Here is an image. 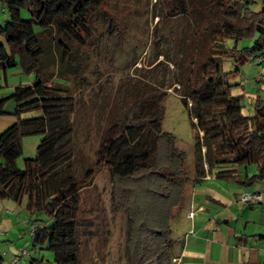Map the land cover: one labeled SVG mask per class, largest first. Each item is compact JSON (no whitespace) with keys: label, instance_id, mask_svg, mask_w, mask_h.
Instances as JSON below:
<instances>
[{"label":"trees","instance_id":"16d2710c","mask_svg":"<svg viewBox=\"0 0 264 264\" xmlns=\"http://www.w3.org/2000/svg\"><path fill=\"white\" fill-rule=\"evenodd\" d=\"M249 3L165 2L168 16L191 18L195 27L203 23V32L210 40L204 60L188 74L182 92L177 93L194 129L193 178H189L173 136L160 130L163 91L142 79L127 87L125 106L107 119L93 162L80 176L73 175L70 115L76 102L66 77L71 73L75 77L69 63L74 52L67 44L80 46V33L88 35L89 1L0 0L7 16L0 24V68L13 66L15 53L22 68L34 72L30 85L10 95L17 104L15 111L40 110L39 115L21 119L0 133V200L19 204L24 198L30 216L43 214L50 220L49 225L34 227L30 235L31 246L44 243L52 264H78L77 230L90 223L77 218L75 204L79 191L99 169L108 174L113 210L125 213L126 264L169 261L173 243L169 223L182 208L188 183L210 173L242 186L264 179V101L256 97L253 113L244 115L241 97L230 93V77L239 66L264 53V5L255 12ZM21 9L27 12L26 19L20 18ZM246 36H255L251 47L226 46L228 39L236 42ZM42 38L55 47L54 53L48 44L42 45ZM226 58L233 63L230 71L222 67ZM53 75L67 81L52 83ZM2 102L0 99V114ZM23 134L41 137L34 156L23 159L20 169L15 160ZM250 165L254 173L239 178L238 167ZM1 260L0 255V264Z\"/></svg>","mask_w":264,"mask_h":264},{"label":"rangeland","instance_id":"374dc122","mask_svg":"<svg viewBox=\"0 0 264 264\" xmlns=\"http://www.w3.org/2000/svg\"><path fill=\"white\" fill-rule=\"evenodd\" d=\"M88 1V35L80 33L79 39L83 43L80 46L72 42L67 44L74 52L69 63L75 77L71 73L66 78L71 82L70 91L75 94L76 102L70 115L73 124L71 173L80 176L84 168L93 162L107 119L125 106L127 87L142 79L163 91L160 96V130L173 136L175 147L183 153L184 172L193 178L194 129L178 94L184 88L185 78L204 60L209 48L210 40L203 32V23L195 27L191 18L176 14L168 16L166 0ZM263 5L264 0H250L249 8L256 12ZM1 8L0 4V24H3L7 16ZM19 16L26 19L28 14L21 9ZM192 25L196 28L194 36ZM254 40L255 36H246L236 42L228 39L226 46H235L236 49L251 47ZM41 42L42 45L48 44L49 51L54 53L55 47L45 38ZM5 50L10 54L6 45ZM13 59V66L0 68V99H3L0 133L21 119L35 117L40 113L38 108L15 111L17 104L10 95L30 85L34 72L24 70L15 53ZM256 60L246 61L230 77V93L241 97L244 115L253 113L256 97L264 101V77L260 72L261 65H256ZM232 64L226 58L222 67L230 71ZM51 70L47 68V71ZM259 74L261 81L257 80ZM50 81L65 84L67 80L53 75ZM40 137V134L20 136V154L15 160L18 168L23 167V159L34 156ZM207 180L218 182L221 187L227 184L226 180L216 179L213 173L206 174L201 180L188 183L184 196L186 192L192 194L194 188L209 184ZM109 183L106 170L99 169L78 193L75 204L77 218L90 223L80 225L77 230L78 264H126L125 213L113 210L108 195ZM196 198L204 197L202 194L195 195L194 200ZM24 202V198L19 204L11 200H0L1 264H9V258L21 249H25L27 255L22 256L17 264H52L51 253L45 249L44 243L31 246L30 235L31 227L49 225L50 220L43 214L30 216L24 208ZM184 215L183 207L170 220L172 239L182 235L187 224ZM163 264H172V261L164 260Z\"/></svg>","mask_w":264,"mask_h":264},{"label":"crops","instance_id":"0c3cea01","mask_svg":"<svg viewBox=\"0 0 264 264\" xmlns=\"http://www.w3.org/2000/svg\"><path fill=\"white\" fill-rule=\"evenodd\" d=\"M256 65H261L264 77V53ZM242 167L237 169L239 178L254 173V166ZM220 180L227 184L221 187L207 180L209 184L194 188L192 194L186 192L182 208L187 224L182 235L173 239L172 264H264V238H260L264 236V179L249 186L232 179ZM247 192L259 193L260 200L253 204L238 202V196ZM202 194L203 199L194 200L195 195Z\"/></svg>","mask_w":264,"mask_h":264},{"label":"built area","instance_id":"2783aa9c","mask_svg":"<svg viewBox=\"0 0 264 264\" xmlns=\"http://www.w3.org/2000/svg\"><path fill=\"white\" fill-rule=\"evenodd\" d=\"M258 63H260L262 61V57L259 56L256 60ZM261 77L260 75L258 76L257 80H260ZM261 196L259 193L257 192H247V193H241L239 196H238V202L240 203H248V204H253V203H256L260 200ZM192 215V212H188L187 213V216L190 218ZM34 230V227H31L30 228V234L32 233V231ZM27 255V252L25 249H21L20 251H18L15 255H12L10 258H9V264H17L18 263V260L22 257V256H25Z\"/></svg>","mask_w":264,"mask_h":264}]
</instances>
